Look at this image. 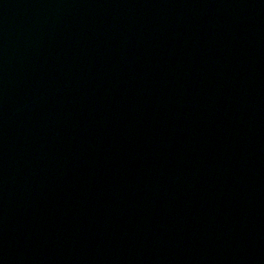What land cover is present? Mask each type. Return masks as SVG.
<instances>
[{
    "label": "water",
    "instance_id": "95a60500",
    "mask_svg": "<svg viewBox=\"0 0 264 264\" xmlns=\"http://www.w3.org/2000/svg\"><path fill=\"white\" fill-rule=\"evenodd\" d=\"M0 264H264V0H0Z\"/></svg>",
    "mask_w": 264,
    "mask_h": 264
}]
</instances>
